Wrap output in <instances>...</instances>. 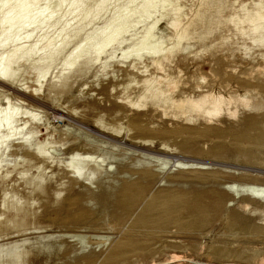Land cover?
Here are the masks:
<instances>
[{
    "label": "rangeland",
    "instance_id": "rangeland-1",
    "mask_svg": "<svg viewBox=\"0 0 264 264\" xmlns=\"http://www.w3.org/2000/svg\"><path fill=\"white\" fill-rule=\"evenodd\" d=\"M37 4L34 26L0 44V56L29 50L14 84L0 82V264H264V27L235 21L252 0ZM176 19L185 34L166 53ZM119 28L123 43L90 63ZM79 45L87 55L68 70ZM157 48L184 100L209 97L192 124L117 100L137 98L144 74L131 66L153 72ZM73 149L95 155L99 171L74 175ZM135 183L144 188L130 193Z\"/></svg>",
    "mask_w": 264,
    "mask_h": 264
},
{
    "label": "bare ground",
    "instance_id": "bare-ground-1",
    "mask_svg": "<svg viewBox=\"0 0 264 264\" xmlns=\"http://www.w3.org/2000/svg\"><path fill=\"white\" fill-rule=\"evenodd\" d=\"M39 0H18L15 2H12L11 0H7L3 6V11L1 12V16H0V25H2L3 29L0 32V44L3 43V39L5 38L4 36H6V40L8 43H6V45L10 44L12 41V39H14L13 37L16 36V34H12L14 33V29L17 27H20L18 29H20L19 31H24L25 28L27 30V27L29 26V24L33 25V22L29 23V18L31 16V14L33 13V9L38 5ZM82 1V0H81ZM152 1V0H151ZM50 2V1H49ZM67 2V1H66ZM74 2V1H73ZM80 2V1H79ZM149 2V1H148ZM169 2V1H168ZM53 3V2H52ZM72 3V2H71ZM100 3V2H99ZM105 3V2H104ZM81 4V2H80ZM102 4V3H101ZM146 4V3H145ZM75 7L80 6L76 4ZM82 5V4H81ZM84 5V4H83ZM82 5V6H83ZM244 5V4H243ZM242 5V7H243ZM249 5V4H246ZM244 5V13L242 16H237L235 18H237L236 21V25H239V27L241 28V26H243L242 24H244L246 26H248V29L251 30V32L253 33H257L260 31V29L262 27H264V0H252V8H246L247 6ZM70 6V5H69ZM104 6V5H103ZM147 6V5H146ZM73 7V6H72ZM79 8V7H78ZM135 8V7H134ZM236 8V7H235ZM71 9V8H70ZM74 9V8H73ZM181 9V8H180ZM36 10V9H35ZM78 10V9H77ZM80 10V9H79ZM82 10V9H81ZM178 10V9H177ZM239 10V9H238ZM50 11V10H49ZM182 11V10H181ZM181 11H178L179 13ZM39 12V11H37ZM37 12H34L37 13ZM44 12V11H43ZM71 12V11H70ZM77 12V11H76ZM82 12V11H81ZM79 13V12H78ZM77 13V14H78ZM235 14V13H234ZM36 15V14H35ZM76 14H74L75 16ZM40 16V15H38ZM46 16V15H45ZM178 16V15H177ZM37 16H34V19ZM127 17V16H126ZM234 18V19H235ZM34 19H32V21H35ZM40 19V18H39ZM38 19V20H39ZM124 19V18H123ZM127 19V18H126ZM37 20V18H36ZM115 21V19H114ZM158 21V20H157ZM233 21V19H232ZM36 22V21H35ZM34 22V23H35ZM159 22V21H158ZM158 22H155L152 27L149 28L148 34L151 33V30L154 28V26H156V24ZM37 23V22H36ZM35 23V24H36ZM115 23V22H114ZM121 23V22H120ZM119 23V24H120ZM184 23V22H183ZM186 23V22H185ZM67 24V23H66ZM179 22L178 20H174L170 23V27L175 30L176 32V38H177V43H173V45L171 47H163L164 49L166 48L167 52H170V50L175 47H178V44L181 42V40L184 37L185 34V29L179 30ZM112 25V24H111ZM114 25V24H113ZM125 25V24H124ZM183 25V24H182ZM31 26V25H30ZM121 26V25H120ZM186 26V25H185ZM115 28V27H113ZM123 27H121L122 29ZM128 28V27H127ZM237 28V27H236ZM110 29V28H109ZM120 28L117 31H112V33H109V35L107 33H105V30H103L101 32V34H107L105 37V39L100 42L99 46L96 47V49L94 50V56L93 57H87L90 63H95L96 61H98L101 58V55H103L106 50H108L109 47H114L116 44L121 45L123 43V40L121 41L120 36H121V30ZM126 29V28H125ZM125 29L124 33H125ZM14 30V31H13ZM154 30V29H153ZM236 30V29H235ZM22 31V32H23ZM249 31V30H248ZM18 32V31H17ZM107 32V31H106ZM16 33V32H15ZM19 33V32H18ZM21 33V32H20ZM238 33V32H237ZM19 35V34H18ZM32 35V34H31ZM13 36V37H12ZM27 36V35H26ZM147 36V35H146ZM149 36V35H148ZM147 36V37H148ZM1 37H4L1 41ZM19 38V37H18ZM16 38V39H18ZM23 38V37H22ZM31 38V36L29 37ZM28 38V39H29ZM43 38V37H42ZM149 38V37H148ZM147 38V39H148ZM4 39V40H5ZM15 39V41H16ZM27 39V37H26ZM145 39V38H144ZM235 39V38H234ZM21 40V38H20ZM42 40V39H41ZM40 41V40H39ZM145 41V40H144ZM143 42V41H141ZM145 43V42H144ZM5 44V42L3 43ZM41 43H39L40 46ZM2 45V44H1ZM0 45V46H1ZM5 45V46H6ZM4 47V45H2ZM26 46V45H25ZM24 46V48H25ZM86 46V45H85ZM144 46V45H143ZM9 46H7L8 48ZM23 47V46H22ZM22 47H15L13 49H9L7 52V54H9L7 56V54L5 55V53H1L0 56V82H2L3 84H14V77H13V66L14 64L18 63L21 59H25L24 57L28 56L29 54V50L27 48V50H25ZM83 46L79 45L76 46L72 52L68 55L66 61H65V66L66 69H72V67H75L74 65L77 64V62H79L80 58L84 55H87V53H83L84 49H82ZM91 47V46H90ZM6 48V47H5ZM33 48V46H32ZM84 48V47H83ZM138 48V47H135ZM145 48V47H143ZM156 48V46L154 47ZM160 48V47H159ZM159 48L154 49V51L152 50V52H150L149 54H151L150 56L152 57V65L153 67V72H149V69L147 70H140L136 67V65L131 66L133 72L135 70V73L138 74V72L143 73V78L137 82L135 79V85L136 87L139 88V94L137 95V98L132 99L130 98V96H126V94H128V92L126 94H122V91L120 93V95L116 96L118 102H123L126 103L129 107H133V109L135 108H141L146 106V101L148 103H150V105H152L154 108H156V110H160L162 111L164 114V116L168 119L174 120V121H185L188 124H192L193 121H196L198 119L201 118V116H203V112H205L207 110V105L210 103L209 97L208 95H206V93H200L197 97L198 99H183L182 98V94H184L185 92L188 91L187 86H182L181 91H177L179 88V82L181 79L176 78L174 76L171 75V73L166 72L167 70L163 67V61L167 58V54L163 52L164 55H161V51ZM24 49V50H23ZM140 49V48H139ZM138 49V52L136 49L133 48V50H135L137 53L136 55L133 56H138L141 55L140 51ZM142 49V48H141ZM152 49V48H151ZM7 50V49H4ZM83 50V52H82ZM86 50V48H85ZM89 50V49H88ZM87 50V51H88ZM144 50V49H143ZM149 51V50H148ZM172 51V50H171ZM175 51V50H174ZM86 52V51H85ZM142 52V51H141ZM144 52V51H143ZM92 53V52H91ZM129 51H125L123 53V58H127ZM133 53V52H132ZM130 54V53H129ZM134 54V53H133ZM131 56V55H130ZM129 56V57H130ZM128 57V58H129ZM142 57V56H141ZM133 58V57H132ZM86 59V58H85ZM137 59V58H136ZM140 59V58H139ZM22 60V61H23ZM141 60V59H140ZM21 62V61H20ZM2 66V67H1ZM104 67H107V61L104 62L103 64ZM131 71V70H130ZM211 75V74H210ZM43 80V79H42ZM207 83V82H206ZM21 84V83H20ZM42 85V84H41ZM131 85V84H130ZM133 85V84H132ZM189 85V84H188ZM199 86H197L198 88ZM226 88V87H225ZM24 89V88H23ZM200 89V88H198ZM26 90V89H25ZM127 90V89H126ZM228 90V89H227ZM137 91V90H136ZM134 93V92H133ZM122 94V95H121ZM132 95V93H131ZM186 97V96H184ZM189 98V96H188ZM144 100L145 103H144ZM139 110H142L139 109ZM145 110V109H144ZM132 112V111H131ZM155 113V112H154ZM8 114V113H7ZM132 114V113H131ZM7 116V115H6ZM196 116V118H195ZM164 117V118H165ZM196 119V120H195ZM6 121V120H5ZM170 122V121H169ZM5 123V122H4ZM7 123V122H6ZM145 123V122H144ZM175 123V122H174ZM186 123V124H187ZM210 123V122H209ZM9 124V123H7ZM146 124V123H145ZM185 124V123H184ZM28 125V124H27ZM132 125L133 128H135L136 130H142V125L140 124L139 120L134 118L132 119ZM142 126V127H141ZM9 127V126H8ZM7 127V128H8ZM105 128V127H104ZM118 128V127H117ZM132 128V129H133ZM153 128V126H152ZM112 129V128H111ZM115 129V128H113ZM119 129V128H118ZM180 129L182 130H189L192 129V127H183V128H179L176 131H180ZM102 130V129H101ZM131 130V129H130ZM129 130V131H130ZM145 130V129H144ZM210 130H212L211 128L208 130V132H211ZM137 132V131H136ZM134 133V132H133ZM132 137V136H131ZM29 137L25 138V141H29L28 140ZM134 142V141H133ZM137 142V141H136ZM165 147V146H164ZM163 148V147H162ZM166 148V147H165ZM72 154L70 156V161L69 166H72V173L74 175H88L90 174V172H96L99 168V165L97 166L94 161L95 155H83L82 153L77 152L75 149H73ZM97 160V159H96ZM90 163H94L92 165H90ZM96 165V166H95ZM99 171V170H98ZM88 178V177H87ZM89 180V179H88ZM143 186H139L137 185V183H135L134 185H129L128 186V190L130 191V193H133L135 191H141L143 190ZM165 193H163V191L161 193H159L158 197L155 198V201L161 197L162 195H164ZM168 201V200H167ZM166 201V202H167ZM201 202V201H200ZM157 203V202H156ZM167 204V203H166ZM163 206V205H162ZM165 206V205H164ZM167 207V206H166ZM166 207H162V211L164 212H168V210H165ZM161 208V206H160ZM165 208V209H164ZM144 232V231H143ZM123 246L121 243L118 247ZM171 263V262H170Z\"/></svg>",
    "mask_w": 264,
    "mask_h": 264
}]
</instances>
